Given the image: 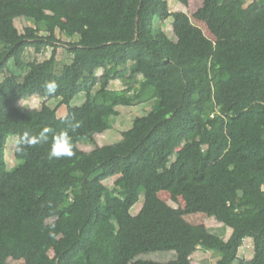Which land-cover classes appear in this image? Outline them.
<instances>
[{
	"label": "trees",
	"instance_id": "1",
	"mask_svg": "<svg viewBox=\"0 0 264 264\" xmlns=\"http://www.w3.org/2000/svg\"><path fill=\"white\" fill-rule=\"evenodd\" d=\"M46 1L10 0L0 8V264H194L199 248L219 256L213 264H264V0H234L214 24V40L194 20L211 22L226 0H203L192 15L173 11L170 0H69L75 23ZM170 17L176 33L195 34V51L155 27ZM17 18L29 22L24 31ZM60 44L73 58L59 70ZM48 47L51 57L26 59L30 48ZM10 61L15 72L7 74ZM139 76L136 88L110 87ZM46 81L58 84L54 94ZM82 92L87 100L71 106ZM33 95L61 99L68 113L60 117L47 103L22 112L19 102ZM152 100L121 140L98 144L119 106ZM45 127L48 142L15 148L23 163L8 169V138ZM62 131L74 154L51 158ZM163 190L185 207L162 199ZM200 212L222 228L184 218ZM248 237L251 259L240 256ZM171 251L177 257L169 261L139 258Z\"/></svg>",
	"mask_w": 264,
	"mask_h": 264
},
{
	"label": "rangeland",
	"instance_id": "2",
	"mask_svg": "<svg viewBox=\"0 0 264 264\" xmlns=\"http://www.w3.org/2000/svg\"><path fill=\"white\" fill-rule=\"evenodd\" d=\"M10 0H0V8L6 7L7 3ZM234 0H226L216 14L214 19L211 22H204L200 20H194L195 26L199 28L200 33L204 36L214 40V33H213V26L215 22L223 16L226 12V9L231 5ZM253 0H248V3H251ZM46 3H55L58 6V14L66 21L70 23L76 22V12L72 9L69 5V0H47ZM203 3V0H191L189 5H185L178 0H170V8L173 11H185L192 15ZM16 24L18 25L21 31H24L25 27L29 24L26 20L21 18L16 19ZM31 24V23H30ZM42 33L44 34L46 31V26L41 24ZM155 27L157 29L162 28L173 40L179 43L185 44V42L190 46V48L195 51L198 48V42L195 40V34L193 32L188 31L187 29L183 32L176 33L173 27V18H167L165 20H161L160 18L156 19ZM197 33V31H196ZM64 41H69L67 38L62 37ZM264 44V43H263ZM258 46L261 44H257ZM264 46V45H262ZM260 46V47H262ZM0 49H2V45L0 44ZM53 52V48L48 47L42 53H37L33 48H30L26 53L27 60H45L46 58L51 57ZM73 55L67 49L64 44H60L58 48V69H62L65 64L70 63L72 61ZM200 58V57H198ZM15 72V68L13 63L9 62V69H7V74H11ZM102 71H99L101 74ZM4 78V74L0 75V80ZM142 81V76H139L135 79H131L130 77L126 79H116L113 80L110 87L113 89H123L129 86L138 87L140 82ZM87 100V94L85 92L80 93L76 96L72 102L71 106H78L83 104ZM45 103L49 104L50 106L58 109V115L60 117L65 116L68 113L69 106L67 104H62L61 99H46L41 97L40 95H33L28 99H24L19 102V108L22 112L26 111L27 109L32 108H41ZM154 101H150L148 103L138 104L134 106H119L120 115L113 118V127L104 132L97 135V142L99 145L111 144L115 143L122 139V133L124 130L130 128L133 125V120L137 116H141L146 114L149 110L153 108ZM18 136H10L7 142V150H6V159L8 164V169L13 170L15 167L19 166L23 163V161L18 160L15 156V142L18 140ZM81 147L86 150L90 151L92 146L84 145V143H80ZM116 177H112L104 181V183L108 187H114ZM160 197L166 200L174 207H185V201L181 199L179 202H174L171 199V195L167 190H163L160 192ZM145 194L144 192L141 193L140 200L136 205L132 208V213L137 214L144 203ZM187 222L197 224L204 228H209L212 231L218 230L217 228L221 229L223 224L217 221L214 217H208L205 213H195V214H187L184 216ZM224 234V237H228V233L232 231L231 228L227 227ZM206 250L199 248L193 256V263L194 264H213L217 262L219 256L215 254L213 251L205 252ZM53 255L54 252H51ZM240 256L242 258L251 259L254 256V246L252 238H246L243 247L240 250ZM177 257L176 252H145L142 253L139 258L141 259H152L157 261H169L175 259ZM5 264H26L24 259H14L9 258Z\"/></svg>",
	"mask_w": 264,
	"mask_h": 264
},
{
	"label": "clouds",
	"instance_id": "3",
	"mask_svg": "<svg viewBox=\"0 0 264 264\" xmlns=\"http://www.w3.org/2000/svg\"><path fill=\"white\" fill-rule=\"evenodd\" d=\"M48 94H54L57 91L58 84L55 81H46L43 85ZM51 130L47 127L43 128L38 135H32L25 132L15 142V148L18 153H23L28 147L37 144L48 142V134ZM73 141L71 136L66 131L54 135L52 145L50 148L49 156L51 158L71 157L73 153Z\"/></svg>",
	"mask_w": 264,
	"mask_h": 264
},
{
	"label": "crops",
	"instance_id": "4",
	"mask_svg": "<svg viewBox=\"0 0 264 264\" xmlns=\"http://www.w3.org/2000/svg\"><path fill=\"white\" fill-rule=\"evenodd\" d=\"M227 10V9H226ZM225 14V13H224ZM231 234H232V231H230L229 233H228V237H224L225 239H228L230 236H231ZM209 253V252H208ZM193 259V258H192Z\"/></svg>",
	"mask_w": 264,
	"mask_h": 264
},
{
	"label": "water",
	"instance_id": "5",
	"mask_svg": "<svg viewBox=\"0 0 264 264\" xmlns=\"http://www.w3.org/2000/svg\"><path fill=\"white\" fill-rule=\"evenodd\" d=\"M138 38V37H137Z\"/></svg>",
	"mask_w": 264,
	"mask_h": 264
}]
</instances>
